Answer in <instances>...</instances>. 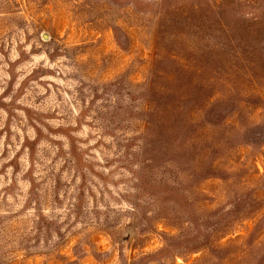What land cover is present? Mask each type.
I'll use <instances>...</instances> for the list:
<instances>
[{"label": "rangeland", "instance_id": "374dc122", "mask_svg": "<svg viewBox=\"0 0 264 264\" xmlns=\"http://www.w3.org/2000/svg\"><path fill=\"white\" fill-rule=\"evenodd\" d=\"M0 264H264V0H0Z\"/></svg>", "mask_w": 264, "mask_h": 264}]
</instances>
